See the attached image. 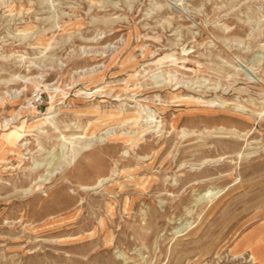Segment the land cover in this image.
I'll return each instance as SVG.
<instances>
[{"label":"rangeland","instance_id":"1","mask_svg":"<svg viewBox=\"0 0 264 264\" xmlns=\"http://www.w3.org/2000/svg\"><path fill=\"white\" fill-rule=\"evenodd\" d=\"M262 218L264 0H0V264H264Z\"/></svg>","mask_w":264,"mask_h":264},{"label":"crops","instance_id":"2","mask_svg":"<svg viewBox=\"0 0 264 264\" xmlns=\"http://www.w3.org/2000/svg\"><path fill=\"white\" fill-rule=\"evenodd\" d=\"M249 234L250 239H264V218H262L260 221H257L256 223L252 224L246 231H244L241 236H246ZM242 237V238H243ZM257 245V244H256ZM264 251V250H263ZM252 254L255 256V254L252 252ZM264 254L262 251L259 252V257L263 258ZM264 262V258L262 259Z\"/></svg>","mask_w":264,"mask_h":264},{"label":"bare ground","instance_id":"3","mask_svg":"<svg viewBox=\"0 0 264 264\" xmlns=\"http://www.w3.org/2000/svg\"><path fill=\"white\" fill-rule=\"evenodd\" d=\"M245 69V68H244ZM248 69V68H247ZM247 72V71H246ZM250 74V73H249ZM258 82V81H257ZM182 101H191V99L189 98L188 100H182ZM242 149V148H241ZM221 192V190H215L213 189V191L209 192V193H204L202 195H200L198 198L194 199V204H201L204 203L206 201H209L210 199L214 198L217 194H219ZM204 205V204H203ZM187 228V225L182 227L181 229L177 230L176 233L183 231ZM255 256L252 254V261H255Z\"/></svg>","mask_w":264,"mask_h":264}]
</instances>
